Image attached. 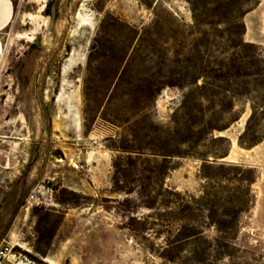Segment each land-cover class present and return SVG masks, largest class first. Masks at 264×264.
<instances>
[{
	"label": "rangeland",
	"instance_id": "374dc122",
	"mask_svg": "<svg viewBox=\"0 0 264 264\" xmlns=\"http://www.w3.org/2000/svg\"><path fill=\"white\" fill-rule=\"evenodd\" d=\"M14 3L0 34V156L19 160L0 170L2 264H196V247L209 264H264V103L251 102L264 99V44L246 37L248 25L260 34L264 0ZM242 136L259 144L243 148ZM205 162L253 178L221 260L215 228L180 252L175 239L172 194L202 196Z\"/></svg>",
	"mask_w": 264,
	"mask_h": 264
},
{
	"label": "trees",
	"instance_id": "16d2710c",
	"mask_svg": "<svg viewBox=\"0 0 264 264\" xmlns=\"http://www.w3.org/2000/svg\"><path fill=\"white\" fill-rule=\"evenodd\" d=\"M50 6L46 8V13H49ZM50 16V14H48ZM195 86L198 87L196 83ZM258 91H255L257 93ZM243 97H248L247 92H241L239 94ZM190 98V97H189ZM195 98V105L197 107L196 112L203 113V104L199 102L208 101L206 97ZM188 100V97H186ZM218 99V98H217ZM255 98L251 102L258 105V101L264 103V99ZM190 100V99H189ZM216 101V98H215ZM214 99H209V102H215ZM221 101V99H218ZM222 102V101H221ZM263 109V108H262ZM258 107H253L252 115L248 121V125L257 119ZM264 110V109H263ZM264 115V113H262ZM239 144L243 148H253L259 144L258 138H252L248 141L242 136L239 140ZM165 167L161 166L159 175L165 174ZM203 176L207 181V185L204 187L202 196H188L181 193L172 194L177 198L174 202L178 206V216L175 220L181 222L180 228L177 230L175 239L178 244L177 251H181V244L190 241H204L208 242L204 238V232L201 231L202 227L215 228L221 237H218L212 241L217 249L214 250V258L221 260L225 257H232L230 251L231 245L229 241L235 239L236 230L238 227V220L241 214L249 210L252 204L251 186L253 184V178L251 177L250 170H244L239 166L225 165L214 166L205 162L202 168ZM148 173H152V170H148ZM250 173L249 175H244ZM238 184V185H236ZM170 194L166 190H161ZM164 207H169V199H165ZM166 229H169V224L165 225ZM171 231L168 230L167 233ZM209 244V242H208ZM192 262L196 264H209L211 254L207 252V249L196 247L192 253ZM213 257V256H212ZM169 261L174 259H181L179 256H173V254H167L164 256Z\"/></svg>",
	"mask_w": 264,
	"mask_h": 264
},
{
	"label": "crops",
	"instance_id": "0c3cea01",
	"mask_svg": "<svg viewBox=\"0 0 264 264\" xmlns=\"http://www.w3.org/2000/svg\"><path fill=\"white\" fill-rule=\"evenodd\" d=\"M15 15H16V7L14 0H0V34L13 24ZM258 29L260 31V34H258L259 36L252 35L249 33L250 26L248 25V31L246 37L250 42L256 44H264V12L260 18ZM2 61H3V46L0 39V65ZM18 161H19L18 156H0V170H4L8 173L11 172V174H13L14 170H17L16 168ZM21 264H26L25 258Z\"/></svg>",
	"mask_w": 264,
	"mask_h": 264
},
{
	"label": "built area",
	"instance_id": "2783aa9c",
	"mask_svg": "<svg viewBox=\"0 0 264 264\" xmlns=\"http://www.w3.org/2000/svg\"><path fill=\"white\" fill-rule=\"evenodd\" d=\"M54 191L53 185L51 184V181L46 182V184L42 187V192L44 195L49 194L51 195ZM28 203L30 205L37 203V205H41L43 202L41 200H39V198L32 194L29 197ZM10 250L8 249H0V264H2L3 262L7 261L9 259L10 256Z\"/></svg>",
	"mask_w": 264,
	"mask_h": 264
},
{
	"label": "bare ground",
	"instance_id": "6f19581e",
	"mask_svg": "<svg viewBox=\"0 0 264 264\" xmlns=\"http://www.w3.org/2000/svg\"><path fill=\"white\" fill-rule=\"evenodd\" d=\"M29 22H33L35 21V16L33 15H30V17L27 18ZM14 257H17V256H14ZM24 258V256H22ZM46 262L50 263V264H55L52 260H49V259H45Z\"/></svg>",
	"mask_w": 264,
	"mask_h": 264
}]
</instances>
